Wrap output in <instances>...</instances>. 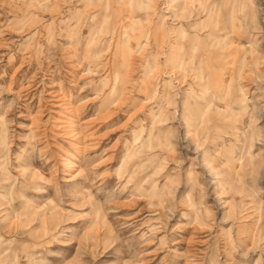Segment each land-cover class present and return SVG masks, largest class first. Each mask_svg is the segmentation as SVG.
Here are the masks:
<instances>
[{
	"label": "rangeland",
	"instance_id": "1",
	"mask_svg": "<svg viewBox=\"0 0 264 264\" xmlns=\"http://www.w3.org/2000/svg\"><path fill=\"white\" fill-rule=\"evenodd\" d=\"M0 264H264V0H0Z\"/></svg>",
	"mask_w": 264,
	"mask_h": 264
},
{
	"label": "bare ground",
	"instance_id": "2",
	"mask_svg": "<svg viewBox=\"0 0 264 264\" xmlns=\"http://www.w3.org/2000/svg\"><path fill=\"white\" fill-rule=\"evenodd\" d=\"M213 23H214V26L211 28V30H210V32H209V34H210V36L213 38V44H214V46H220V39L218 38V34H219V32H220V28H218V24H217V20H215V21H213ZM207 25V24H206ZM205 27V26H204ZM179 33H180V31H179ZM186 31L185 30H181V34L182 35H180V36H178L177 38H176V41H175V45H176V48H177V50H178V59L180 60V59H185V56H186V54H187V49H185L183 46H184V43H183V41L186 39V37H187V35H186ZM190 47L188 48V49H192L193 50V52H195V50H196V47H197V45H194V44H191V41H190ZM185 61V60H184ZM180 62H181V60H180ZM180 62L178 63V66H179V68H180V71H182V72H184V70H185V66H180L181 64H180ZM182 62H183V60H182ZM196 77V76H195ZM197 77H199V79H200V77L201 76H197ZM206 87V86H205ZM208 88V87H207Z\"/></svg>",
	"mask_w": 264,
	"mask_h": 264
}]
</instances>
